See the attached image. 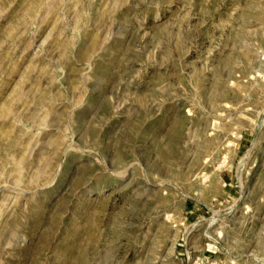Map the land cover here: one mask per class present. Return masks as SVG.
I'll return each mask as SVG.
<instances>
[{
	"label": "rangeland",
	"instance_id": "rangeland-1",
	"mask_svg": "<svg viewBox=\"0 0 264 264\" xmlns=\"http://www.w3.org/2000/svg\"><path fill=\"white\" fill-rule=\"evenodd\" d=\"M0 264H264V0H0Z\"/></svg>",
	"mask_w": 264,
	"mask_h": 264
}]
</instances>
